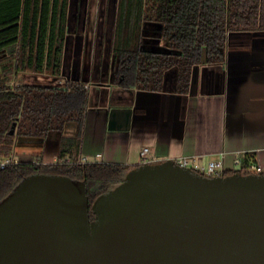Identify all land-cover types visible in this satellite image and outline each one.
Listing matches in <instances>:
<instances>
[{"label": "water", "instance_id": "obj_1", "mask_svg": "<svg viewBox=\"0 0 264 264\" xmlns=\"http://www.w3.org/2000/svg\"><path fill=\"white\" fill-rule=\"evenodd\" d=\"M0 264H264V173L139 164L91 206L83 181L29 175L0 200Z\"/></svg>", "mask_w": 264, "mask_h": 264}, {"label": "trees", "instance_id": "obj_2", "mask_svg": "<svg viewBox=\"0 0 264 264\" xmlns=\"http://www.w3.org/2000/svg\"><path fill=\"white\" fill-rule=\"evenodd\" d=\"M68 0H0V160L19 142L43 145L60 135L56 163H17L0 168V200L32 174L63 175L83 181L89 206L122 182L131 166L78 163L87 108L81 82L63 85L17 83L10 75H61ZM145 22L160 26L170 53L141 48ZM112 82L122 88L159 91L164 73L177 69L178 91L186 92L193 67L224 61L228 32L264 30V0H119ZM68 124L73 135H66ZM13 131L11 134L10 132ZM244 159L238 173L249 174ZM233 172L226 171L223 176ZM89 218H94L89 210Z\"/></svg>", "mask_w": 264, "mask_h": 264}, {"label": "crops", "instance_id": "obj_3", "mask_svg": "<svg viewBox=\"0 0 264 264\" xmlns=\"http://www.w3.org/2000/svg\"><path fill=\"white\" fill-rule=\"evenodd\" d=\"M108 2L68 0L61 75L53 82H81L87 91L77 159L135 167L147 147L151 163L239 157L264 165V30L228 32L224 61L193 67L186 92L178 91L175 68L159 91L122 88L112 82L118 13H107ZM139 36L144 50L172 52L158 24L143 23ZM59 141L48 135L36 161L55 163Z\"/></svg>", "mask_w": 264, "mask_h": 264}, {"label": "rangeland", "instance_id": "obj_4", "mask_svg": "<svg viewBox=\"0 0 264 264\" xmlns=\"http://www.w3.org/2000/svg\"><path fill=\"white\" fill-rule=\"evenodd\" d=\"M108 7H107V13H109L112 18L113 16H115V14L118 13L117 10V0H109L108 2ZM3 56V53H0V59ZM9 81H16L17 83H36L34 81H44L43 84L45 85H58V83H55L53 81H59L60 79L57 77H51L49 75H36L32 72H23V73H19L17 75H10L9 76ZM69 125L72 124H68L66 126V132L68 131V129L71 127H69ZM68 134V133H67ZM42 147L41 145L36 144L35 142H19L16 144V146L13 149V153L16 154L15 159H20L21 161H19L20 163H24V162H31L32 159H34L32 162L33 163H40V164H44L42 163L41 160L36 161L37 159H35L37 156L40 159V156L42 155ZM13 153L10 156H13ZM50 158L47 157L46 160H49ZM56 163V162H55ZM264 164V163H263ZM226 169L227 170H231L233 172L235 171H239L241 170V166H235L233 163V159H227L226 163H225ZM251 172L256 173V170H252Z\"/></svg>", "mask_w": 264, "mask_h": 264}, {"label": "built area", "instance_id": "obj_5", "mask_svg": "<svg viewBox=\"0 0 264 264\" xmlns=\"http://www.w3.org/2000/svg\"><path fill=\"white\" fill-rule=\"evenodd\" d=\"M149 152L150 150L147 147L142 149L140 164L151 163L148 157ZM174 162L182 168H188L192 172L198 173L206 177H220V176H223L226 171L233 172L231 170L226 169L223 158L219 160L208 161L207 163H201L198 158H193L190 160L188 158H180V159L175 160ZM17 163H18L17 160L14 159L13 156H8L0 160V168L3 169L7 166L17 164ZM78 163H89V162L87 161L86 158H81L78 160ZM233 163L235 166H241L242 160L239 157H234ZM252 170H256L257 172L253 173L251 172ZM248 171L253 174H263L264 165H259L258 163L249 161ZM235 172H238V171H235Z\"/></svg>", "mask_w": 264, "mask_h": 264}]
</instances>
